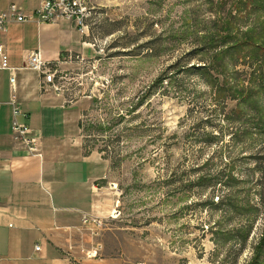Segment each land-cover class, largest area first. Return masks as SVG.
Masks as SVG:
<instances>
[{
  "label": "rangeland",
  "instance_id": "1",
  "mask_svg": "<svg viewBox=\"0 0 264 264\" xmlns=\"http://www.w3.org/2000/svg\"><path fill=\"white\" fill-rule=\"evenodd\" d=\"M240 1H89L63 73L104 166L93 264H264V0Z\"/></svg>",
  "mask_w": 264,
  "mask_h": 264
},
{
  "label": "crops",
  "instance_id": "2",
  "mask_svg": "<svg viewBox=\"0 0 264 264\" xmlns=\"http://www.w3.org/2000/svg\"><path fill=\"white\" fill-rule=\"evenodd\" d=\"M12 3L30 13L39 0H0V10ZM0 34L13 68L0 69V264H93L82 254L88 251L82 217L101 207L97 181L104 178V166L99 155L85 152L79 138L89 97L73 100L67 90L55 93L24 62L39 49L63 72L69 64H85L94 50L88 47L87 34L66 20L13 23ZM11 99L27 115L20 120L32 129L41 157L29 155L14 139Z\"/></svg>",
  "mask_w": 264,
  "mask_h": 264
},
{
  "label": "built area",
  "instance_id": "3",
  "mask_svg": "<svg viewBox=\"0 0 264 264\" xmlns=\"http://www.w3.org/2000/svg\"><path fill=\"white\" fill-rule=\"evenodd\" d=\"M90 0H39L38 7L30 13H25L21 7L12 3L5 10H0V33L6 31L8 25L13 23H54L58 20H66L74 23L79 33L87 34V21L91 16ZM54 63L47 62L39 49L31 51L25 59L24 68L34 71L41 82V85L47 84L55 93H61L66 89V74L53 67ZM0 69H13L9 65V57L3 45H0ZM13 85L15 77L10 78ZM8 104L12 110V134L14 139L20 143L29 155L41 157L40 146L32 129L26 122L20 120V117L26 118L22 113L20 105L14 99ZM2 103L0 102V107ZM82 223L86 226L92 237L97 236V221L92 215H84ZM94 248V247H93ZM98 248V247H97ZM39 249V246H36ZM1 258V253H0Z\"/></svg>",
  "mask_w": 264,
  "mask_h": 264
},
{
  "label": "trees",
  "instance_id": "4",
  "mask_svg": "<svg viewBox=\"0 0 264 264\" xmlns=\"http://www.w3.org/2000/svg\"><path fill=\"white\" fill-rule=\"evenodd\" d=\"M253 2H256L257 0H252ZM240 3H243V4H246L247 1L245 0H241ZM250 4H251V1H250ZM241 40H238V41H235L233 43V45L231 44V48L229 49H232L233 46H235V48H242V47H248L250 49H252V45L253 47H255V49L258 47V41L254 40L253 39V36L251 35H247V34H244L243 36L240 37ZM220 43L219 40H216L215 43ZM222 44V43H221ZM229 44V42L226 43V45ZM229 47V45H227ZM261 51L264 52V44L261 45ZM264 55V54H263ZM245 97V96H244Z\"/></svg>",
  "mask_w": 264,
  "mask_h": 264
}]
</instances>
